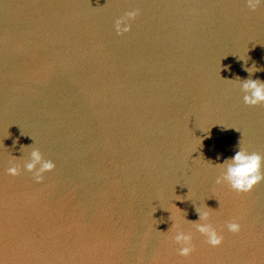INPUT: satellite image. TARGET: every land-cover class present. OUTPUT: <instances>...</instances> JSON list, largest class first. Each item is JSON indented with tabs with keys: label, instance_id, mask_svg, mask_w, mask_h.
Instances as JSON below:
<instances>
[{
	"label": "water",
	"instance_id": "95a60500",
	"mask_svg": "<svg viewBox=\"0 0 264 264\" xmlns=\"http://www.w3.org/2000/svg\"><path fill=\"white\" fill-rule=\"evenodd\" d=\"M253 62L264 4L0 0V264H264V179L216 183L239 140L264 156V103L235 79ZM33 147L55 162L39 181L23 167ZM196 206L219 245L188 221Z\"/></svg>",
	"mask_w": 264,
	"mask_h": 264
},
{
	"label": "clouds",
	"instance_id": "9594fccd",
	"mask_svg": "<svg viewBox=\"0 0 264 264\" xmlns=\"http://www.w3.org/2000/svg\"><path fill=\"white\" fill-rule=\"evenodd\" d=\"M246 3L250 9L254 10L257 5L264 4V0H246ZM136 14V10H131L126 12L124 17H120L116 20L115 29L117 34L130 30L131 26L126 22L125 18H133ZM238 59L243 58L239 56ZM242 67H244L245 71L249 74L248 77H236L235 79H238L240 82V87L244 93V103L249 105L264 103V80H261L259 77L255 79L252 78L253 73L264 69L258 67L255 62H253L251 66L245 63ZM26 146L29 145H21V150ZM237 148L238 150H236L233 155L224 158L222 162L215 163L222 169L220 175L216 177V183L226 182L236 192H248L257 182L264 179V171H262V168H264V156L258 152H249L241 145L240 140ZM13 157L14 158L9 161V166L6 171L10 175H17L22 165L16 162V156ZM29 157V159L23 162V167L29 172H32L37 181L43 179L42 174L45 171H49L55 167V162L53 160L43 158L39 148L33 147L29 153ZM37 165H39V167H37ZM196 211L199 215L197 220H188L184 215L181 220H177L174 223L179 224L182 220H188L194 225L198 232L204 234L210 245H219L223 237L211 223L207 222L209 211L206 209H198L197 206ZM227 228L231 232H238L240 230V224L236 221H229L227 223ZM172 238L180 245L178 248L180 255H190L193 250L191 232L177 230Z\"/></svg>",
	"mask_w": 264,
	"mask_h": 264
}]
</instances>
